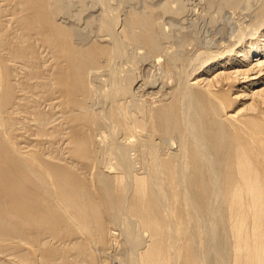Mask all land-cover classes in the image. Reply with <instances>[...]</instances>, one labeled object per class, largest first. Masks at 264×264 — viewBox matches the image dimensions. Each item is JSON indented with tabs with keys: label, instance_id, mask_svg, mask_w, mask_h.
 <instances>
[{
	"label": "bare ground",
	"instance_id": "6f19581e",
	"mask_svg": "<svg viewBox=\"0 0 264 264\" xmlns=\"http://www.w3.org/2000/svg\"><path fill=\"white\" fill-rule=\"evenodd\" d=\"M0 264H264V0H0Z\"/></svg>",
	"mask_w": 264,
	"mask_h": 264
}]
</instances>
